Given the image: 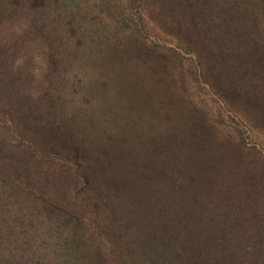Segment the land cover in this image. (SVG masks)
Segmentation results:
<instances>
[{
  "label": "trees",
  "instance_id": "obj_1",
  "mask_svg": "<svg viewBox=\"0 0 264 264\" xmlns=\"http://www.w3.org/2000/svg\"><path fill=\"white\" fill-rule=\"evenodd\" d=\"M98 1L107 12L103 24L112 29L102 25L96 33H86L84 29L88 28L69 16L65 0H58L57 9L53 3L26 18L27 30L15 52H20L29 39L43 40L52 64L51 76L46 79V98L38 86L21 88L18 77L5 85L10 105L15 99L13 105L17 107L14 124L30 118L41 129L47 127L45 138L70 158L56 159L62 166L67 164L77 180L83 174V187L89 186L92 197L81 207L90 215V222L77 221L54 203L42 209L24 201L19 204L14 190L18 192L21 187L12 184L14 190L6 189L5 196L0 190V199L13 197L18 204L16 208L7 204L0 211V264H254L247 255L251 247L247 239L249 204L244 196L238 198L231 190L215 162L207 170L193 169L192 165L197 156L201 159V152L202 160H221L216 134L222 129L207 126L202 120L194 142L191 131L185 128L173 132L154 129L155 133L146 135L142 130L151 128L150 121L142 124L134 109L126 112L131 116L124 117L119 102L132 99L123 75L129 76L140 64V51H148L144 33L150 19L157 24L163 17L172 24L181 22L193 38L188 49L196 54V58H189V76L199 82L210 81L217 92L226 90L220 82L224 76L235 79V72H240L244 78L252 70L262 74L264 0H127L119 6L116 0L95 3ZM124 31L128 41L126 35H120ZM151 44L154 46V41ZM235 48H254V56L248 57L244 51L240 55ZM223 49L231 52L222 53ZM217 50L220 54L214 55ZM24 52L26 58L18 56L3 62L9 55L2 57V69L20 66L22 58H34L28 49ZM208 70L213 72L209 74ZM100 75H105V83H118L120 88L112 90V98H108L107 90L100 93L94 83ZM179 75L182 93L186 80ZM106 115L117 121H108ZM135 121L141 123L137 130L133 129ZM121 130L131 134L132 140L124 136L121 141ZM105 133L110 135L102 137ZM99 144L101 149L97 148ZM70 162H74L75 171ZM154 180L160 187L153 192L168 201L169 211L148 225L127 217L125 208L142 199L137 188L150 192ZM142 182L148 187L143 189ZM148 192H141L144 199L154 201ZM259 192L251 199L264 197V189ZM189 198L188 203L185 199ZM175 218L177 223L168 224ZM259 238L263 243L264 238ZM226 252L229 255H223Z\"/></svg>",
  "mask_w": 264,
  "mask_h": 264
},
{
  "label": "rangeland",
  "instance_id": "obj_2",
  "mask_svg": "<svg viewBox=\"0 0 264 264\" xmlns=\"http://www.w3.org/2000/svg\"><path fill=\"white\" fill-rule=\"evenodd\" d=\"M125 2L127 0H116L115 4L119 6V4L124 5ZM53 3L56 4L57 9L58 0H0V190L5 196L8 193L6 189L11 187L14 190V186L21 187L18 192L14 190L19 204L24 201V204L31 205L34 209H42L54 203L70 213L77 221L88 223L90 215L81 206L88 205L87 200L92 197V194L89 186L83 187V174H79L77 180L73 172H69L65 167L67 164L62 166L56 159L60 156L70 160L61 152V149L59 150L48 141V138H45L48 132L47 127L41 129L30 118L18 121L17 125L14 124L15 114L18 113L17 107L16 104L13 105L15 99L10 105L7 96L9 88L5 86L7 82L19 78L21 88L38 86L43 95L47 90L46 79L51 76L52 64L46 56L43 40L39 38L37 42H32L29 39L20 52L15 51L27 30L24 25L26 18L32 14H38L40 7L47 5L52 7ZM65 3L69 16L77 20L82 27L88 28L84 29L86 33H96V30L102 29V25L104 28L109 27V24H106V27L103 24L107 12L101 2L65 0ZM139 10L141 14L144 13L143 9L139 8ZM146 16L143 17L146 18ZM150 20L148 31L144 33L148 51L141 49L140 64L131 70L129 76L123 75L127 78L126 83L130 86L128 94L132 99L126 102L121 96L119 105L124 113L122 114L131 116L126 112L134 109L138 111L142 124L150 121L148 125L151 128L144 127L142 130L146 132V135L155 133L154 129L165 128L169 132L178 128L190 130L191 142L198 139L196 130L200 128L202 120H205L207 126L212 124L222 129L216 134V140L220 141V144L216 145L217 149L219 147L217 153L221 160L219 161L218 158L214 160L212 157L202 160L201 152V159L197 156L193 160V169L207 170L210 163L214 165L215 162L216 170L226 178L231 190L237 193L238 198L239 195L244 196V202L249 204L250 233L247 234V239L251 247L250 250L247 249L248 259L254 264H264V242L259 243V237L264 238L262 236L264 235V197L258 198L259 189H264V62L259 64L261 70L258 69L262 71V74L252 70L246 73L244 78L239 75L240 72H235V79L229 80L224 79L226 76L222 77L220 82L226 90L219 89L217 92L213 90L210 81L200 79L199 82L191 75L189 76L187 71L191 64L189 58H196V54L188 49L192 46L190 41L193 38L182 27L181 22L172 24L165 17L158 24ZM128 22L131 23L130 20ZM109 29L112 28L109 27ZM123 34L128 41V33L124 31L120 35L123 36ZM151 41H154V46ZM260 46L261 49L264 48V45ZM24 49H28L34 58L31 60L22 58L20 66L6 68L7 72L2 69L4 67L2 57L9 55L3 62L18 56L26 58L28 54L24 52ZM235 50L240 55H244L245 52L248 57H253L255 49L235 48ZM218 51H215L214 55L216 52L219 55ZM220 51L231 52L229 49ZM229 57L227 56V59ZM138 67L140 69L136 70ZM219 68L216 66V69ZM208 71L209 74L213 72ZM6 73H8L7 76ZM179 74L186 80V87L182 86V93ZM103 79L106 81L105 75H100L94 83L98 85L100 93H105L107 90L108 98H112L110 93L119 85L116 81L105 83ZM44 98H46L45 95ZM83 98L86 100L85 96ZM124 101L126 103L123 106ZM111 103L114 104V100H111ZM106 117L108 121H117V118H110L109 115ZM140 125L141 123L135 121L133 129L137 130V126ZM120 134L118 137H121V141L124 136L132 140L131 134L124 133L122 130ZM106 135L110 134L105 133L102 137ZM97 148L101 149V144ZM71 165L75 171L74 162ZM3 179L5 181L2 183ZM154 181L155 183L149 189L150 192L137 188L138 196L142 199H137L131 207L125 208L127 217L138 219L140 223L148 225L153 219H162L163 215L169 211L168 201L161 196L157 195L159 198L155 196L153 191L160 187V182ZM142 187L147 188L148 183L142 182ZM187 189L190 190V188ZM141 192H148V197L154 198V201L145 200V194ZM257 192L258 196L251 199ZM13 200H15L13 197L11 200L5 197L4 200L0 199V211H3L2 207H6L7 204H12L16 208L18 204ZM185 200L191 202L190 198ZM175 223L177 218L168 221V224ZM53 234L51 231L50 235ZM45 243L50 244V241L46 239ZM223 255L227 256L229 253L226 252ZM223 255L221 258L224 257Z\"/></svg>",
  "mask_w": 264,
  "mask_h": 264
}]
</instances>
